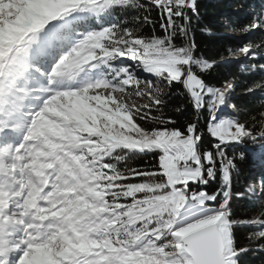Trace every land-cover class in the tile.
<instances>
[{"label": "snow or ice", "instance_id": "6c2138e0", "mask_svg": "<svg viewBox=\"0 0 264 264\" xmlns=\"http://www.w3.org/2000/svg\"><path fill=\"white\" fill-rule=\"evenodd\" d=\"M200 21L198 0H0V264L264 252V8L232 27L246 42L222 61L261 77L242 93L258 112L237 106L236 76L211 79ZM245 160L259 171L242 184Z\"/></svg>", "mask_w": 264, "mask_h": 264}, {"label": "trees", "instance_id": "16d2710c", "mask_svg": "<svg viewBox=\"0 0 264 264\" xmlns=\"http://www.w3.org/2000/svg\"><path fill=\"white\" fill-rule=\"evenodd\" d=\"M201 13V27H206L211 30V34L201 31V27H197L195 31V39L198 45L197 55H201L208 60L217 61L220 66L215 68L211 73V79H230L232 76L237 77V94L240 99L236 100L239 107L241 104L249 109L251 112H258L260 108L261 95L243 96L242 93L246 82L253 80L259 82L260 76L241 75L239 69L234 65H225L222 61H229L232 59L227 48H236L239 43L246 42L241 37L238 31H232L233 26H239L246 22L247 15L253 11H260L264 8V0H198ZM243 5L244 7L237 11V8ZM227 25V26H226ZM252 39H256L253 37ZM239 42V43H238ZM167 91V89L165 90ZM179 89L173 90V95L169 99V109L175 108L183 103V97L179 94ZM175 118L183 124L185 121L195 118V114L191 107H187L183 114L171 113ZM248 147L253 151L259 153L261 151L260 143L255 145L249 144ZM229 151H238V149ZM241 169V183H244L246 177L252 171H259L258 162L245 160L240 163ZM247 200L237 202V209L242 214H248L249 209L246 207ZM247 230L242 229L238 232L240 243H245L243 236ZM244 264H264V252H250L244 257Z\"/></svg>", "mask_w": 264, "mask_h": 264}, {"label": "rangeland", "instance_id": "374dc122", "mask_svg": "<svg viewBox=\"0 0 264 264\" xmlns=\"http://www.w3.org/2000/svg\"><path fill=\"white\" fill-rule=\"evenodd\" d=\"M237 34L239 33V32H236ZM231 57V56H230ZM134 99H136L137 100V102H143L142 100H140V98H138V97H136V98H134Z\"/></svg>", "mask_w": 264, "mask_h": 264}]
</instances>
